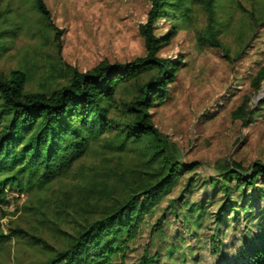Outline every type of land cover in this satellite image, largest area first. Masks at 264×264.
Here are the masks:
<instances>
[{
    "label": "trees",
    "instance_id": "16d2710c",
    "mask_svg": "<svg viewBox=\"0 0 264 264\" xmlns=\"http://www.w3.org/2000/svg\"><path fill=\"white\" fill-rule=\"evenodd\" d=\"M146 1L149 8L139 26L144 56L125 63L103 62L87 72L72 69L65 76L68 84L52 91L29 92V71L0 76V249L14 236L34 247L45 245L41 237L22 229L4 234L2 206L10 205L9 196L45 194L75 172V193L65 194L56 218L66 221L73 212L80 221L74 234L68 235L66 247L52 251L41 264H125L129 243L146 217L182 177L199 168L198 161L187 160L196 145L185 147L156 123L162 109L182 91V72L188 65L185 53L167 55L164 50L192 20L193 7L199 4L208 16L203 45L221 52L236 72L238 64L264 46V0H253L252 10L243 8L251 35L234 57L219 40L225 23L217 15L225 0ZM36 10L50 20L44 0H37ZM163 24L171 30H161ZM47 28L62 33L52 24ZM2 38L0 33V45ZM258 65L249 91L229 112L230 124L241 132L264 118V103L259 112L251 105L264 83V64ZM234 96L230 86L224 89L217 99L223 101L219 110H225ZM209 114L205 109L197 122ZM249 144L244 135L233 146L240 153ZM94 157L96 162L86 167L85 162ZM212 165L220 177L234 180L244 190L259 182L264 185L262 155L248 162L226 155ZM232 208L227 200L218 216ZM47 223L57 226L51 220L40 221ZM157 259L144 255L142 263L156 264ZM234 264H264V241L243 250Z\"/></svg>",
    "mask_w": 264,
    "mask_h": 264
},
{
    "label": "rangeland",
    "instance_id": "374dc122",
    "mask_svg": "<svg viewBox=\"0 0 264 264\" xmlns=\"http://www.w3.org/2000/svg\"><path fill=\"white\" fill-rule=\"evenodd\" d=\"M44 2L49 21L37 12V0H0V76L7 77L15 70L29 71V92L67 85L69 78L65 76L72 69L87 72L103 62L125 63L144 56L139 26L149 8L146 0ZM253 5V0H225L223 12L218 11L217 18L225 23L219 40L231 57L251 35L243 8L252 10ZM207 19L205 9L194 5L192 20L164 50L167 55L185 53L188 65L182 72V91L156 120L185 147L196 145L187 160H196L200 166L182 177L146 217L137 237L129 243L125 264H143L144 255L148 259L158 256L156 264H234L240 261L243 250L259 247L264 241V185L259 182L255 188L244 190L234 180L220 177L212 165L226 155L246 162L257 155L264 159V118L243 132L229 120L231 109L249 91L256 67L264 64V46L238 64L234 72L221 52L203 45ZM49 24L62 33L47 28ZM161 28L171 30L168 24ZM229 86L235 96L225 110H219L223 101L217 99ZM263 103L264 83L253 98V110L259 112ZM205 109H209V116L197 122ZM244 135L250 140L249 147L236 153L234 140ZM95 159H88L85 166H91ZM74 175L45 194L9 196L10 205L2 206L4 234L22 229L41 237L45 245L34 247L27 239L14 236L0 249V264H41L52 251L66 247L68 235L74 234L80 219L70 212L75 218L59 221L56 213L65 194L75 193ZM227 200L233 208L219 217ZM42 220L54 221L57 226L41 225Z\"/></svg>",
    "mask_w": 264,
    "mask_h": 264
}]
</instances>
